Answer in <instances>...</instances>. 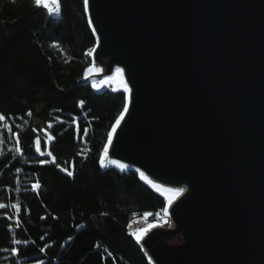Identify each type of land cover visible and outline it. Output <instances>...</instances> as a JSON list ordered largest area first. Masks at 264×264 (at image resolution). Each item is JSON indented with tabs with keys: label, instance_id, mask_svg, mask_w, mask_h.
I'll list each match as a JSON object with an SVG mask.
<instances>
[{
	"label": "water",
	"instance_id": "water-1",
	"mask_svg": "<svg viewBox=\"0 0 264 264\" xmlns=\"http://www.w3.org/2000/svg\"><path fill=\"white\" fill-rule=\"evenodd\" d=\"M84 13L100 72L76 86L120 67L131 89L100 170L164 199L137 169L185 189L167 223L133 235L147 263L264 264V0H89Z\"/></svg>",
	"mask_w": 264,
	"mask_h": 264
},
{
	"label": "trees",
	"instance_id": "trees-1",
	"mask_svg": "<svg viewBox=\"0 0 264 264\" xmlns=\"http://www.w3.org/2000/svg\"><path fill=\"white\" fill-rule=\"evenodd\" d=\"M59 3L48 19L33 0H0V264H148L127 229L166 201L135 173L100 170L125 95L76 86L94 39L83 0Z\"/></svg>",
	"mask_w": 264,
	"mask_h": 264
},
{
	"label": "snow or ice",
	"instance_id": "snow-or-ice-1",
	"mask_svg": "<svg viewBox=\"0 0 264 264\" xmlns=\"http://www.w3.org/2000/svg\"><path fill=\"white\" fill-rule=\"evenodd\" d=\"M35 4L37 6H41L42 5L44 8H46L49 15H53V14L59 15L61 13V6H60V3H59V0H53V3H51V4L43 3V0H35ZM88 8H89V0H84V10H85L86 13L88 11ZM92 23H93V21L89 20V25L90 26H91ZM91 71L100 72V69H98V68L97 69H88V70H86L85 75L87 76L88 72H91ZM107 72H113V70L111 68H108ZM107 72L105 73V81L109 85L113 81H117L121 85L123 93L127 94V93H129L131 91V89L129 88L128 83L125 82V80H124V69L123 68H120V67L115 68L114 73L112 75H108ZM105 81H101L100 83L103 84ZM92 86H93V88H96L97 87V83L94 81ZM116 90L117 89H113V91H116ZM83 103H84V101H80L81 106L83 105ZM128 110H129V96L125 95L123 110L119 113V116L116 118V122L112 125V131L108 133V144L104 145V151H103V154L100 157L101 167L104 166V159H105V156H106V154L108 152L109 144L112 143V135L116 131L117 126L121 124V121L124 119L125 113H127ZM28 115L30 116L31 112H29ZM5 118L6 117L4 116V114L0 113V121L5 120ZM49 127H51V125H49ZM84 132L86 134L87 133V129H84ZM50 139H51V137H49V140ZM36 143L38 145L37 148H36V151L38 153H40L39 138H37ZM41 155H43V153H41ZM48 155H51V152H49ZM41 163H44V161H41ZM112 163H117V162L116 161H112ZM57 166L59 167V165H57ZM120 167L123 168L124 166L120 165ZM17 171H19V169H17ZM136 171L139 173V176H140L141 179L147 180V182L149 184H151L153 188L161 191L162 193H172L175 196H179L180 194H182L185 191V189H183V188H176V189H173V188H162L161 185L155 184V183H153V181L148 180V178L145 176L144 172L140 171L139 169H137ZM67 174L70 175V176L72 175L71 172H68ZM38 187H39V183L37 182V184L34 185V188H38ZM171 203H172V199H171V197H168L166 199L165 206L161 209V212L163 213V215L165 217H167V215H168V211H169L168 206ZM3 207H5V206L3 204H0V208H3ZM12 207H15V208L18 209V205H13ZM143 215L145 217V222L147 223V218L149 216L155 215L156 217H159L160 213L153 214V213L145 212ZM155 226H156L155 223H148L147 224V228H149V229L153 228ZM145 231H146V229H144V228H139V229L136 230V233H134V235H136L137 242H139V240L142 237V234ZM20 243H21V241L16 240V239H13V241H12L13 245L20 244ZM43 250L44 249H41V251H43ZM11 251H12L13 254H15L17 252V249L15 247H13L11 249Z\"/></svg>",
	"mask_w": 264,
	"mask_h": 264
},
{
	"label": "rangeland",
	"instance_id": "rangeland-1",
	"mask_svg": "<svg viewBox=\"0 0 264 264\" xmlns=\"http://www.w3.org/2000/svg\"><path fill=\"white\" fill-rule=\"evenodd\" d=\"M49 1H53V0H49ZM34 2V5L37 6L35 4V0H33ZM38 8H43V6H37ZM58 17V16H57ZM101 81H99L97 83V87L96 88H93V90L95 91H99L101 89H117L119 87V83L117 81H113L110 85L107 83V82H104L103 84L100 83ZM167 219V217H165L163 215V213L161 212L160 213V216L159 217H156L155 215L153 216H149L147 218V223L145 222V217L142 216L141 218L139 219H135L134 221H132L130 223V225L128 226V233H131L134 235V233H136V230L139 229V228H145L147 227V224L148 223H160V224H163L165 222V220Z\"/></svg>",
	"mask_w": 264,
	"mask_h": 264
},
{
	"label": "bare ground",
	"instance_id": "bare-ground-1",
	"mask_svg": "<svg viewBox=\"0 0 264 264\" xmlns=\"http://www.w3.org/2000/svg\"><path fill=\"white\" fill-rule=\"evenodd\" d=\"M43 3H47V4H51V3H53V1H49V0H43ZM44 8V7H43ZM45 10H46V12H47V9L46 8H44ZM48 13V12H47ZM49 15V14H48ZM50 17H57L58 15H55V14H53V15H49ZM158 192H160V191H158ZM160 194H162V196H164L165 197V199H167L168 197H171V199L173 200L176 196L175 195H173L172 193H162V192H160ZM165 223H167V219L165 220V222L163 223V224H165Z\"/></svg>",
	"mask_w": 264,
	"mask_h": 264
}]
</instances>
